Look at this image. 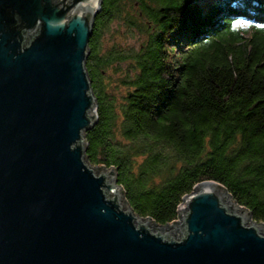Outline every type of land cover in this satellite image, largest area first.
I'll return each instance as SVG.
<instances>
[{
	"label": "water",
	"instance_id": "95a60500",
	"mask_svg": "<svg viewBox=\"0 0 264 264\" xmlns=\"http://www.w3.org/2000/svg\"><path fill=\"white\" fill-rule=\"evenodd\" d=\"M102 1L0 0V264H264V224L223 186L196 185L181 223L153 228L113 169L89 168L85 62Z\"/></svg>",
	"mask_w": 264,
	"mask_h": 264
},
{
	"label": "trees",
	"instance_id": "16d2710c",
	"mask_svg": "<svg viewBox=\"0 0 264 264\" xmlns=\"http://www.w3.org/2000/svg\"><path fill=\"white\" fill-rule=\"evenodd\" d=\"M205 1L103 0L88 45L96 118L84 158L113 169L134 215L158 227L208 181L264 224V0ZM120 19L148 39L101 53ZM115 64L126 65L120 102L99 81Z\"/></svg>",
	"mask_w": 264,
	"mask_h": 264
},
{
	"label": "rangeland",
	"instance_id": "374dc122",
	"mask_svg": "<svg viewBox=\"0 0 264 264\" xmlns=\"http://www.w3.org/2000/svg\"><path fill=\"white\" fill-rule=\"evenodd\" d=\"M207 2L205 0H198V3L203 6L206 5ZM120 8L123 9L122 6H120ZM133 11H134V18L136 19L137 16L136 6L134 7ZM143 23H145V21H143ZM147 39L148 36L146 33L138 31L136 28H132V29L128 28L125 24V19L113 21L109 25L107 31H105L101 35V39H100L101 53L106 52L113 47L123 50L126 54H130L131 52L136 53L139 50L140 46L143 45ZM125 69H126V65L123 64L119 66L118 64H115L110 68H106L104 71H99L100 74L99 81H101V84L103 85L105 94L107 96H111L117 102H120L121 98L126 93V86L122 82L123 77L125 75ZM94 113L96 115V108L94 110ZM89 168L93 172H95V169H98L100 167L89 166ZM107 170L109 171V169ZM95 174L99 175V172H96ZM224 204L226 205V202H224ZM227 205L230 206V204ZM121 208L122 210L127 211L126 208H124V206L122 205ZM249 221L253 224L251 219ZM175 222L181 223V220L177 219ZM172 225L173 223L168 224L167 228H170ZM245 225L249 226L248 223H245ZM151 226L153 228H157V226H155L154 223H152ZM152 227H150V229H152ZM173 229H174L173 227L170 228V230ZM164 232H169V230L168 229L164 230ZM173 238L176 241H178L181 239V236L178 232H175Z\"/></svg>",
	"mask_w": 264,
	"mask_h": 264
},
{
	"label": "bare ground",
	"instance_id": "6f19581e",
	"mask_svg": "<svg viewBox=\"0 0 264 264\" xmlns=\"http://www.w3.org/2000/svg\"><path fill=\"white\" fill-rule=\"evenodd\" d=\"M223 198H224V200H226V197H223ZM227 203H228V204H231L230 201H227Z\"/></svg>",
	"mask_w": 264,
	"mask_h": 264
}]
</instances>
